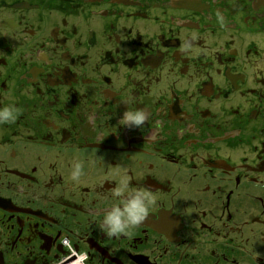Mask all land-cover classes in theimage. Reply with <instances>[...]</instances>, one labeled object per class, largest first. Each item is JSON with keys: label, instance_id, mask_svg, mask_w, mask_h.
<instances>
[{"label": "flooded vegetation", "instance_id": "obj_1", "mask_svg": "<svg viewBox=\"0 0 264 264\" xmlns=\"http://www.w3.org/2000/svg\"><path fill=\"white\" fill-rule=\"evenodd\" d=\"M9 106L0 264H264V0H0Z\"/></svg>", "mask_w": 264, "mask_h": 264}, {"label": "clouds", "instance_id": "obj_2", "mask_svg": "<svg viewBox=\"0 0 264 264\" xmlns=\"http://www.w3.org/2000/svg\"><path fill=\"white\" fill-rule=\"evenodd\" d=\"M16 109L14 106L0 109V123H7L16 119ZM147 115L143 110H126L121 116L120 123L124 127L139 128L147 120ZM82 165L77 163L72 173V178L78 179L81 175ZM119 197L121 192L114 193ZM147 192H136L131 195L123 204V207H113L103 220L104 230L110 236L125 233L129 228L139 225L148 213Z\"/></svg>", "mask_w": 264, "mask_h": 264}]
</instances>
